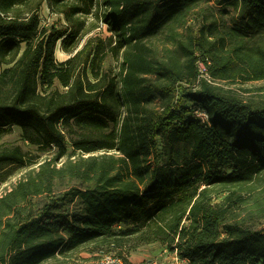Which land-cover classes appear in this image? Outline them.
I'll return each mask as SVG.
<instances>
[{"label": "trees", "instance_id": "1", "mask_svg": "<svg viewBox=\"0 0 264 264\" xmlns=\"http://www.w3.org/2000/svg\"><path fill=\"white\" fill-rule=\"evenodd\" d=\"M27 1L0 0V135L16 126L57 152L0 198V264H77L85 249L129 262L150 244L189 264H264V229L237 212L239 193L264 175V0H218L234 24L185 39L172 26L200 0H99L111 37L63 63L55 47L72 53L79 27L42 29L46 0L25 18L15 8ZM163 31L173 49L156 58L148 43ZM107 45L121 58L117 76L100 72ZM5 163L25 158L2 150ZM65 178L79 187L55 191Z\"/></svg>", "mask_w": 264, "mask_h": 264}, {"label": "rangeland", "instance_id": "2", "mask_svg": "<svg viewBox=\"0 0 264 264\" xmlns=\"http://www.w3.org/2000/svg\"><path fill=\"white\" fill-rule=\"evenodd\" d=\"M39 0H28L18 4L15 9L19 12L21 17H29L31 12L37 7ZM69 8L78 9L70 16L69 21L65 20L64 14ZM104 8L100 5L99 0L91 3L88 0H63L58 3L53 1L43 2L38 9L40 27L42 29H49L54 27L61 31L66 30L70 32L79 27L78 36L74 40L75 49L72 53H66L62 50L60 41L57 43L54 51V59L57 63H63L71 58L75 52L82 49L89 39L100 38L104 42L111 37L106 25L100 20V16ZM235 10L229 4H218V0H200L192 5L186 14L185 20L181 23H174L173 29L180 34L182 39L188 35L198 34L201 28L205 29L208 25L214 34H222L226 32L227 26L233 25L235 20ZM208 28V27H206ZM167 31L161 32L157 37L150 40L148 45L153 50V56L162 58L166 49H173L171 42L167 40ZM105 58L100 65V72L112 77L117 76L121 58L118 59L112 55L108 50V45L104 50ZM88 77L92 80V75L88 73ZM260 84L249 83L244 87L254 88ZM238 87L234 88L238 90ZM60 91L65 89L58 87ZM152 108L159 106L158 99H152L150 102ZM27 135V136H26ZM34 137L31 131L24 133L20 128L12 126L6 129L0 135V151L12 150L18 147L25 158L24 165L15 163H5L0 165V198L13 190L19 181L25 180L28 173H36L40 165L50 161L57 152L56 147H45L42 145H35L24 138ZM68 136H76L73 132L68 133ZM70 154V149L68 150ZM102 153H96L92 156H99ZM80 154L72 155L71 159H78ZM84 157V156H83ZM87 157V156H86ZM66 157H62L56 163L59 168L65 161ZM250 189L239 193L240 197L237 210L239 218L247 226L254 229H264V175L261 180H254L248 184ZM247 186V187H248ZM70 187H79V183L63 179L56 182L55 191H66ZM82 188V187H81ZM224 194L214 197V202H222ZM42 198H33L36 203ZM165 247L159 244H150L143 246L134 252L127 254V260L132 264H147L149 260L162 253ZM104 254H98L96 251L89 249L82 250L74 261L77 264H95V262Z\"/></svg>", "mask_w": 264, "mask_h": 264}, {"label": "built area", "instance_id": "3", "mask_svg": "<svg viewBox=\"0 0 264 264\" xmlns=\"http://www.w3.org/2000/svg\"><path fill=\"white\" fill-rule=\"evenodd\" d=\"M199 71L201 76H204V66L202 63L198 64ZM191 115L196 120L200 121L203 124L209 123V117L206 112L198 108L191 109ZM95 264H131L124 259L117 257L112 254H106L101 256ZM147 264H189L188 260L182 258L176 250L169 251L166 248L162 250V253L158 254L156 257L148 261Z\"/></svg>", "mask_w": 264, "mask_h": 264}]
</instances>
